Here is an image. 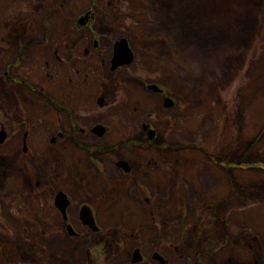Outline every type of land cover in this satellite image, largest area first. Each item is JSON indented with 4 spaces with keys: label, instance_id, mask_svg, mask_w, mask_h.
I'll return each instance as SVG.
<instances>
[{
    "label": "rangeland",
    "instance_id": "1",
    "mask_svg": "<svg viewBox=\"0 0 264 264\" xmlns=\"http://www.w3.org/2000/svg\"><path fill=\"white\" fill-rule=\"evenodd\" d=\"M92 1L0 0V129L8 136L28 129L30 145L41 154L50 145L44 127L69 130L65 111L71 100L74 117L83 114L89 125L93 120L108 125L100 151L93 146L97 138H85L107 178L97 174L85 152L67 147L56 154L48 174L55 173L57 181L68 172L64 165L71 156L84 160L56 187L75 203L86 188L100 194L104 232L121 238L125 248L117 254L106 248L100 257L96 243L46 225L29 233L35 239L25 237L21 256L17 245H7V251L20 264H60L61 247L74 259L65 264H153L152 248L168 264H264V0H94L106 12L104 19L97 13L91 23L89 15L85 22L77 18L91 10ZM229 32L232 41L218 37ZM124 33L136 58L111 69L112 42ZM99 38L97 51L93 42ZM19 52L23 64L8 69L18 84L4 73ZM145 81L172 94V105L165 108ZM56 100L62 109L53 107ZM142 125L157 131L149 143ZM20 135L4 150L20 148ZM145 143L153 151H145ZM160 145L183 151L160 159ZM117 160L131 164V181L120 174ZM144 161L151 162L150 169ZM134 179L153 198L135 188ZM45 201L53 205L50 192ZM41 214L58 222L52 208ZM10 219L16 224L22 218ZM10 235L14 243L20 240ZM42 236L56 261L38 243ZM138 237L145 259L127 263Z\"/></svg>",
    "mask_w": 264,
    "mask_h": 264
},
{
    "label": "flooded vegetation",
    "instance_id": "2",
    "mask_svg": "<svg viewBox=\"0 0 264 264\" xmlns=\"http://www.w3.org/2000/svg\"><path fill=\"white\" fill-rule=\"evenodd\" d=\"M86 13H88L89 15V20L91 18L93 20L95 19L94 14L93 15L90 14L91 13L90 10H87L85 12L81 11L77 16V18L83 16ZM94 46L98 47V49L100 48V38L94 43ZM24 60H25V55L23 54V52H19L17 53L11 66L8 67V65H6L7 70L5 71L4 74L7 77L11 78L13 82L18 84L20 83L19 82L20 79L18 78L17 75H12L10 71H8V69L9 70L10 68L17 69L19 66L23 64ZM154 83L155 82L153 81H145L143 83V86L148 91L152 92L154 95L161 96L163 103L165 102L164 100L166 97L171 98L170 95L172 94L168 92L165 93L163 91L160 93H155L152 90H149L147 86L149 84H154ZM0 84L2 85L1 81ZM1 100L3 101V104H8L5 97L3 98L1 97ZM71 101H70V105H67L68 109H66L65 111L66 113L69 114L66 116L67 118L66 124L69 130L63 131V129H60L57 130V132L56 131L54 132V129H52L51 127L49 128L44 127V131L47 132L44 134V136L48 137L47 140H48V144L50 145H47V148L41 154H39L30 145L29 137L31 134L29 130L25 128H22L19 131L14 132L13 135L10 136L6 134L4 141L0 143V264H20L19 261H17L18 257H13V256L11 257V255L14 254V252L13 250H11V253H9L7 251V245L10 246L12 245L13 247L17 245L15 251L17 252L16 255L21 256L24 253L25 237H27L28 239H35L36 236L30 235L29 233H32V231H37L39 227L45 228L46 225H49L47 227L52 226V227L60 228V230L66 232L68 238H73L75 240L84 239L85 244H88L89 242L91 243V246L95 245L96 243L97 246H100V250L98 251L100 253V257L103 256L105 257L106 248L108 249L109 253L112 250L116 254L119 253L118 250H120V244H119L120 239H117L115 237V234L110 233L109 231L104 232V228L100 223L99 213H98L100 210L98 204L100 203V194L98 196H94L86 188L81 198H79L75 203L73 196H70L67 192L63 191L62 189H58L56 187L58 181L59 184L65 183L64 179L66 180L68 177L72 176V168L74 169V165H77L79 162H81L80 164L81 166H83L85 163L84 160L80 161L79 160L80 158H78V162H76L74 161L75 158L71 156V160L69 161V164L64 165V169L66 171L68 170V172L63 174V178H60L62 176H59V179L57 181L54 177L55 173L48 174L54 169V167L52 166L53 162L55 164L57 162L56 154L59 153V150H62L63 148L67 147L74 154H78V152L82 154L83 152H85L86 154L85 159L87 160V162H89V164L93 165L97 174L101 178L104 177L107 178L104 165L100 162V159L98 157L95 158L90 155L95 150L93 148L88 147L89 144L85 142V138L88 135H92L95 138H97L99 141H97V143L94 144L93 146H95L94 148L97 151H100V138L102 137L98 136L95 132L93 133L92 130L97 125L101 124L106 128V133L103 135L105 136L108 135V133H110L109 126L97 120H93L89 125L84 121L86 115L83 114H79L74 117L73 109L71 107ZM53 107L55 108L54 105ZM10 108L14 109L12 105L10 106ZM8 111L11 112V110L9 109ZM13 118H16V116H14ZM92 119H97V118L92 117L90 120ZM16 120L18 119L16 118ZM21 122H23V124H26L25 121H21ZM142 127L146 132L147 143H149V140L154 139V135H156L157 131H155L153 136L149 138L148 129L150 128L147 127L146 125H142ZM0 130L3 129L1 128ZM18 135H20L19 138L20 148L10 149L9 152L5 151L4 149L8 147L7 143H9L10 140H13ZM59 141L62 142L58 147L54 145L56 142ZM147 143H145L146 144L145 151H151V150L153 151L152 146ZM156 148L158 150H162V154H160L161 157H159L160 159L169 158L170 156H174L183 151V148L178 146L160 145L159 147ZM112 151L116 152L117 155L116 148H113ZM6 152H8V154L10 155V160H8L9 156L6 155ZM117 162L118 160L115 162V165L119 169L120 174L128 178V176L132 174V167L130 166L131 164L127 161L130 165L128 172H125L121 168V166L117 165ZM144 163L146 164L145 167L150 169L149 164L151 162L148 164L147 162L144 161ZM74 175L76 174L74 173ZM132 176L135 177V174L133 173ZM133 177L130 176L127 182L131 181ZM134 185L135 188L140 190L148 189L147 185L144 182L142 183V180L139 179H134ZM47 192H50V198L52 197L53 199V205L52 204L50 205L45 201ZM58 192H63L64 194H66L68 198L67 207L65 208L64 214L61 213L55 205V196ZM144 194L147 195L146 192H144ZM149 195H151L150 192ZM153 195L154 193L151 195L152 198ZM94 200L98 202H95ZM24 205L25 208H22ZM82 206H88L91 209L98 230L92 231L84 223L86 217L84 216ZM49 208H52L56 212L58 216V222H56V219L54 217L48 218L41 214L42 212L45 211V209H49ZM11 216H20L22 219L18 220V222L14 224L13 221L10 219ZM69 226L71 227V229L69 228ZM9 233L14 234L16 239L20 238V240H14L15 243L17 244H15L13 241L10 240L11 235ZM58 234L59 236L62 235V233H58ZM46 237L47 236L43 238L42 236V239L39 238L38 243L42 246L41 247L42 249L46 250L50 254L49 255L50 258H53L56 261L55 253L52 254L50 252V246L46 244ZM112 238L114 240H111ZM115 241L117 243H115ZM70 243L72 244V241H70ZM143 243L144 241L136 242L133 249L135 248L141 249ZM19 244L21 246H18ZM152 251L158 252V250L155 248H152L150 253ZM56 252H57L58 262L60 264H65L68 262L71 263L74 260L73 256H70L71 253L68 254L67 253L68 250L64 247H61ZM86 254L87 253H85V256ZM158 254L161 255L160 252H158ZM151 255H150L151 262H153V264H159V261L154 260ZM144 259L145 257L141 262H143ZM130 261H131V255L127 263H129ZM147 264H149V262Z\"/></svg>",
    "mask_w": 264,
    "mask_h": 264
},
{
    "label": "water",
    "instance_id": "3",
    "mask_svg": "<svg viewBox=\"0 0 264 264\" xmlns=\"http://www.w3.org/2000/svg\"><path fill=\"white\" fill-rule=\"evenodd\" d=\"M82 20V19H81ZM79 20V23L82 24L83 20L81 21ZM86 20V18L84 19ZM131 61V55L127 46V43L125 40H120L118 42H116L114 44V53H113V59H112V69L118 67L119 65L125 64V63H129ZM154 89V88H153ZM169 104L166 103V106H168ZM96 131V129L94 130ZM97 134H99L100 136L103 134V129L100 127V132H97ZM5 134L4 132H0V143L1 141L4 139ZM55 205L57 206V208L61 211L64 212V209L67 206V202H66V197L64 194L62 193H58L55 199ZM84 211V216L86 217V220H84V223L87 225H93L94 221L93 218L91 216V213L88 209H83ZM154 259H158L160 261L161 264H165L164 260L157 254L155 253L153 255ZM140 255L138 253V251H135L133 254V262H137L138 260H140Z\"/></svg>",
    "mask_w": 264,
    "mask_h": 264
},
{
    "label": "bare ground",
    "instance_id": "4",
    "mask_svg": "<svg viewBox=\"0 0 264 264\" xmlns=\"http://www.w3.org/2000/svg\"><path fill=\"white\" fill-rule=\"evenodd\" d=\"M195 10V9H194ZM197 12H199V14H201V11H200V9L198 8V6H197ZM233 34H230V32H229V35H227L226 33H223V35L221 34V35H219L218 37H221V36H223L226 40H230L229 39V37L231 38V41H232V38H233V36H232Z\"/></svg>",
    "mask_w": 264,
    "mask_h": 264
},
{
    "label": "trees",
    "instance_id": "5",
    "mask_svg": "<svg viewBox=\"0 0 264 264\" xmlns=\"http://www.w3.org/2000/svg\"><path fill=\"white\" fill-rule=\"evenodd\" d=\"M106 62H107V60H106V58H104L103 63H106ZM225 237H226V235L224 234L221 238H225Z\"/></svg>",
    "mask_w": 264,
    "mask_h": 264
}]
</instances>
